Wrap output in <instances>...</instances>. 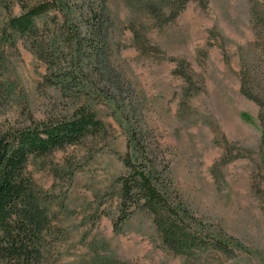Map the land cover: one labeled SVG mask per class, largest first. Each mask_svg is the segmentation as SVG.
Here are the masks:
<instances>
[{
  "label": "rangeland",
  "instance_id": "1",
  "mask_svg": "<svg viewBox=\"0 0 264 264\" xmlns=\"http://www.w3.org/2000/svg\"><path fill=\"white\" fill-rule=\"evenodd\" d=\"M67 1L75 22L89 10L103 15L114 85L104 73L89 77L100 133L27 164L62 231L55 262L91 264L94 247L101 259L124 264H264V125L261 105L241 91L244 85L264 102V0ZM21 12V0H0V133L59 120L75 108L45 82V53L33 38L14 33L4 41L9 18ZM60 17L52 11L36 18L40 43ZM130 134L152 150L196 217L243 246L235 255L174 254L144 210L115 232Z\"/></svg>",
  "mask_w": 264,
  "mask_h": 264
},
{
  "label": "trees",
  "instance_id": "2",
  "mask_svg": "<svg viewBox=\"0 0 264 264\" xmlns=\"http://www.w3.org/2000/svg\"><path fill=\"white\" fill-rule=\"evenodd\" d=\"M181 1L185 4L189 0H178ZM21 4V14L9 18L3 30L4 41L14 33L33 38L35 49L45 53L39 56L47 64L45 82L73 98L75 108L62 119L0 133V264H57L53 253L62 231L53 224L54 215L45 204L48 198L28 173L27 164L32 157H46L100 133L104 125L91 102L94 85L89 86V77L96 74L100 78L104 73L113 85L114 79L108 75L111 69L103 15L89 10L86 16H78L84 22H75L77 12L67 0H42L33 5L21 0ZM52 11L61 14L60 27L50 29L45 43H40L35 38L39 32L35 20ZM177 15L173 11L169 20ZM135 35L140 40L137 32ZM241 89L261 105L259 119L264 125V102L247 92L244 85ZM130 135L128 152L123 158L127 171L118 178L115 232L135 211L144 210L152 216L162 244L174 254L193 256L211 249L224 256L235 255V249L243 246L196 217L168 173L159 170L152 150L134 134ZM91 254V264H124L101 259L94 247Z\"/></svg>",
  "mask_w": 264,
  "mask_h": 264
}]
</instances>
